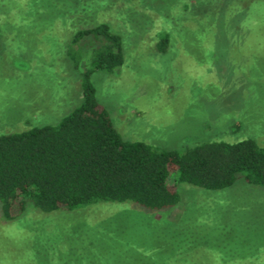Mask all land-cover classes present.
<instances>
[{
    "label": "rangeland",
    "instance_id": "rangeland-1",
    "mask_svg": "<svg viewBox=\"0 0 264 264\" xmlns=\"http://www.w3.org/2000/svg\"><path fill=\"white\" fill-rule=\"evenodd\" d=\"M101 23L121 35L125 63L92 81L125 139L264 146V0H0V135L58 124L81 104L69 50L87 61L93 40L75 49L73 37ZM176 186L180 203L162 212L29 206L6 221L0 210V264H264L263 187Z\"/></svg>",
    "mask_w": 264,
    "mask_h": 264
},
{
    "label": "trees",
    "instance_id": "trees-1",
    "mask_svg": "<svg viewBox=\"0 0 264 264\" xmlns=\"http://www.w3.org/2000/svg\"><path fill=\"white\" fill-rule=\"evenodd\" d=\"M87 38L93 40L87 61L80 49L69 50L81 76V104L58 124L0 135L4 220L19 219L29 206L54 212L113 203L168 211L180 203L179 183L217 191L242 179L264 188V146L252 138L205 141L182 150L125 139L99 104L92 81L95 72L113 73L124 65L122 37L101 23L78 30L73 47ZM169 43L163 34L158 50L166 52ZM176 257L179 264H193ZM172 260L161 264H175ZM259 261L245 264H263Z\"/></svg>",
    "mask_w": 264,
    "mask_h": 264
}]
</instances>
